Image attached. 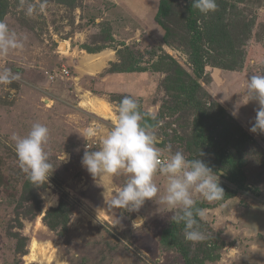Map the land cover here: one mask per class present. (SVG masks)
I'll return each instance as SVG.
<instances>
[{
  "label": "rangeland",
  "instance_id": "obj_1",
  "mask_svg": "<svg viewBox=\"0 0 264 264\" xmlns=\"http://www.w3.org/2000/svg\"><path fill=\"white\" fill-rule=\"evenodd\" d=\"M160 1L47 0L43 13L29 17L19 0H0V21L27 36L22 50L0 57V69L21 75L0 85V264H184L179 250L161 241L176 224L174 210L152 200L138 212L110 208L127 177L93 179L81 164L85 150L99 147L126 95L148 114L144 123L162 140L158 147L170 146L188 159L201 152L199 158L222 173L220 184L235 191L222 204L197 197L212 207L201 222L205 241H186L179 230L189 259L222 244L217 260L205 264H264V133L249 131L259 105L242 100L247 78L264 73V0H216L215 12L199 14V72L187 25L192 0H167L162 24L156 17ZM173 62L184 80L197 82L194 99L206 133L238 161L245 188L227 180L213 149L195 147L193 123L201 111L176 109L166 89ZM35 122L50 130L46 150L55 168L40 187L19 168L10 139L26 135ZM89 127L100 132L86 149ZM155 182L162 193L165 178L158 175ZM60 207L68 223L51 228L52 210Z\"/></svg>",
  "mask_w": 264,
  "mask_h": 264
},
{
  "label": "clouds",
  "instance_id": "obj_2",
  "mask_svg": "<svg viewBox=\"0 0 264 264\" xmlns=\"http://www.w3.org/2000/svg\"><path fill=\"white\" fill-rule=\"evenodd\" d=\"M25 15L32 17L43 13L47 0H19ZM192 6L201 14L207 15L217 10L216 0H192ZM27 36L18 35L0 21V57L22 50ZM21 75L5 67L0 69V85H10L19 81ZM242 100L255 101L259 105L254 123L249 131L264 133V73L247 78ZM236 115V112H233ZM147 113L140 110L137 99L124 96L116 108L115 122L103 134L95 151L85 150L81 164L93 179L103 176H126L123 187L118 188L108 201L110 208L138 212L146 201L152 200L158 206L174 210L173 220L183 224L186 241L200 243L208 237L201 229L206 218V210L197 206V197L208 202L223 199L225 193L220 185L218 174L199 157L188 159L182 151L173 152L170 146L158 147L162 140L155 129L144 123ZM153 119L155 117H152ZM100 132L97 127H89L84 139L94 140ZM11 141L18 158L19 168L36 187L48 183L55 170L46 150L50 140L49 128L40 122L32 124L24 136L13 133ZM64 153L63 160H66ZM166 180L161 189L155 182L157 176Z\"/></svg>",
  "mask_w": 264,
  "mask_h": 264
},
{
  "label": "trees",
  "instance_id": "obj_3",
  "mask_svg": "<svg viewBox=\"0 0 264 264\" xmlns=\"http://www.w3.org/2000/svg\"><path fill=\"white\" fill-rule=\"evenodd\" d=\"M170 11V5L167 2V0H161L159 3V8L157 12V22L159 24H162L161 18L166 17L167 14ZM188 12H189V17L187 20V25L189 28V32L192 34V40H191V49H192V54L194 57V60L196 61L197 64H195L196 71L199 72L203 70L202 66L200 65V60H199V46H198V41L200 40V33L198 32L196 28V20L201 14L197 9H195L192 6V1L188 5ZM199 60V61H198ZM133 62H130L128 67V72L133 73L134 67L132 66ZM173 67H176L174 65V62L172 63ZM170 66V64H168ZM139 70L142 71L140 68ZM166 89L167 91L174 97L175 103L177 105L176 109H181L183 107L188 108L189 106L193 107L194 109L197 108L201 111V113H198L197 118H195L194 123H193V133H192V139L193 143L196 148H202L204 147L205 149H209L214 151L216 155V159L220 162L223 163L224 166L226 167L225 172H226V178L227 180L235 186L237 189L239 188H245L246 187V178L240 171V165L238 161H236L235 158H233L230 155H225L223 152L220 150V147L218 143L209 137L210 133H206L205 130V125L203 122V112L200 109V106L194 99V90L196 87H198L197 82H191L184 80V75L183 72L180 69H177L174 71V75L168 79H166ZM175 93V94H174ZM186 95V100H180L182 99L180 96ZM196 110V109H195ZM152 127V126H151ZM221 187L224 189V197L220 201H216L217 203H223L227 201L228 199L234 197L235 191L231 190L230 188L220 184ZM214 202V203H216ZM197 206L199 208H210L212 205H207L205 202H197ZM51 211V210H50ZM48 212V214L50 213ZM55 213V220L54 222L49 223V227L55 228L58 225H61L62 227L65 228V226L68 223V215L63 211V207H60V210L53 209ZM207 227V226H206ZM183 228V224H175L168 230H166L163 233V236L161 238V241L164 245L167 247H172L176 248L179 250L180 254L183 257L184 264H205L206 261L212 262L214 260H217L218 258V249H220L223 245H219L215 248L214 253L204 254L203 257L201 258H195L193 260H190L189 257L187 256V253L185 252L182 244L178 240V233L179 230ZM205 227L201 224V229L203 230ZM206 229V228H205ZM209 230V229H208ZM216 240V239H214ZM213 241V240H212ZM215 243L207 244L208 247L215 246Z\"/></svg>",
  "mask_w": 264,
  "mask_h": 264
},
{
  "label": "bare ground",
  "instance_id": "obj_4",
  "mask_svg": "<svg viewBox=\"0 0 264 264\" xmlns=\"http://www.w3.org/2000/svg\"><path fill=\"white\" fill-rule=\"evenodd\" d=\"M63 47V46H62ZM53 200V199H52ZM52 208V207H51ZM34 249V243H32V250Z\"/></svg>",
  "mask_w": 264,
  "mask_h": 264
}]
</instances>
